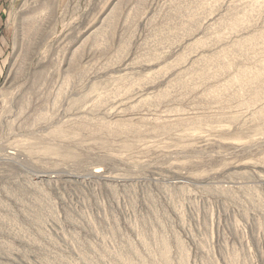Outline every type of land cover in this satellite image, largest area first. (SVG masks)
Listing matches in <instances>:
<instances>
[{
    "label": "rangeland",
    "instance_id": "rangeland-1",
    "mask_svg": "<svg viewBox=\"0 0 264 264\" xmlns=\"http://www.w3.org/2000/svg\"><path fill=\"white\" fill-rule=\"evenodd\" d=\"M0 264H264V0H0Z\"/></svg>",
    "mask_w": 264,
    "mask_h": 264
}]
</instances>
